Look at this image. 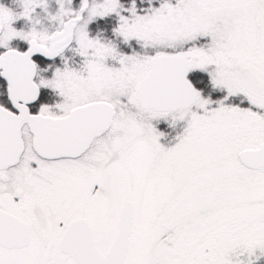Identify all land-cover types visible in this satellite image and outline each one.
Returning <instances> with one entry per match:
<instances>
[{"label":"snow or ice","instance_id":"obj_1","mask_svg":"<svg viewBox=\"0 0 264 264\" xmlns=\"http://www.w3.org/2000/svg\"><path fill=\"white\" fill-rule=\"evenodd\" d=\"M0 4V264H264V0Z\"/></svg>","mask_w":264,"mask_h":264},{"label":"rangeland","instance_id":"obj_2","mask_svg":"<svg viewBox=\"0 0 264 264\" xmlns=\"http://www.w3.org/2000/svg\"><path fill=\"white\" fill-rule=\"evenodd\" d=\"M6 2H7V4H6ZM13 3H14V0H0V4H3L7 7L12 8L15 11H18L19 9L17 8V5L13 4Z\"/></svg>","mask_w":264,"mask_h":264},{"label":"trees","instance_id":"obj_3","mask_svg":"<svg viewBox=\"0 0 264 264\" xmlns=\"http://www.w3.org/2000/svg\"><path fill=\"white\" fill-rule=\"evenodd\" d=\"M6 4H7V2H6ZM13 4H15V2Z\"/></svg>","mask_w":264,"mask_h":264}]
</instances>
